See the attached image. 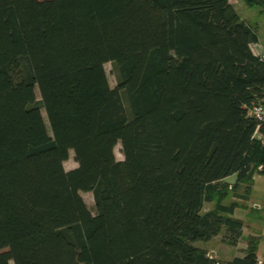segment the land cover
I'll use <instances>...</instances> for the list:
<instances>
[{
	"label": "trees",
	"instance_id": "obj_1",
	"mask_svg": "<svg viewBox=\"0 0 264 264\" xmlns=\"http://www.w3.org/2000/svg\"><path fill=\"white\" fill-rule=\"evenodd\" d=\"M257 43L231 0H0V264H259L193 244L264 176Z\"/></svg>",
	"mask_w": 264,
	"mask_h": 264
},
{
	"label": "rangeland",
	"instance_id": "obj_2",
	"mask_svg": "<svg viewBox=\"0 0 264 264\" xmlns=\"http://www.w3.org/2000/svg\"><path fill=\"white\" fill-rule=\"evenodd\" d=\"M238 12L241 18L245 19L253 26H257L259 46H261L264 50V9H262L260 6L249 7L240 5V7H238ZM261 53H263V51H261ZM105 69L109 78L110 85L112 87H116L117 76L113 64L106 63ZM115 155L118 160L123 159L120 144L116 145L115 147ZM64 165L67 170L73 169L77 166V162L74 159V153L72 151L70 152V156L64 163ZM246 186L244 185L240 189L243 194L248 192V194L246 195L247 198L244 200L241 199V201H239L240 206L236 208V212L232 216L240 219L243 222L246 236L255 234L258 236L257 243H259V241L261 242L260 249L264 252V176L256 173L253 176V181L249 190L248 188H246ZM240 189L238 191H240ZM235 193H230L225 203H231L233 200H236ZM81 194L90 210L94 211L95 204L93 194L90 192H82ZM255 202L256 206L258 207H250V204ZM213 207V202L206 203L203 211H208ZM221 240L225 241V237L222 234L210 241H196L193 244L196 246L204 247L208 252L214 254L217 258H219L222 255L224 256L225 249V246L222 245Z\"/></svg>",
	"mask_w": 264,
	"mask_h": 264
},
{
	"label": "crops",
	"instance_id": "obj_3",
	"mask_svg": "<svg viewBox=\"0 0 264 264\" xmlns=\"http://www.w3.org/2000/svg\"><path fill=\"white\" fill-rule=\"evenodd\" d=\"M231 3H232V5L234 6V8L237 11H238V7H240V5H245L244 0H231ZM245 6H247V5H245ZM260 47L261 46H259V43H257L256 47L254 46V49H257V50H261L262 49L261 51H264L263 48L262 47L260 48ZM235 180H236V176L235 175H232V176L227 178V181L230 182V183H234ZM242 194L243 193H242L241 189H240V191H237L235 193L236 200H233L232 202L241 201V198H239V197H242L241 196ZM238 195H240V196H238ZM252 205L256 206V202L255 203H251L250 207H252ZM235 212H236V210H235ZM235 212H234V214H235ZM220 234L223 235L224 234L223 231ZM219 235L215 236L214 238L218 237ZM250 236H254V237H256L258 239V236L256 234L255 235L246 236L245 229H244V226H243V235H242V237L240 238V240H239V242L237 244H231L226 238H225V241L221 240V243H222L223 246H225V249H224V256L222 255L219 258L222 259V260H231L234 257H243V256H245L246 249H247V246H248V238ZM214 238H212V239H214ZM260 246H261V242L259 241V243L257 244V252L256 253H257L258 259H264V252L260 249ZM201 248H204V247H201Z\"/></svg>",
	"mask_w": 264,
	"mask_h": 264
},
{
	"label": "built area",
	"instance_id": "obj_4",
	"mask_svg": "<svg viewBox=\"0 0 264 264\" xmlns=\"http://www.w3.org/2000/svg\"><path fill=\"white\" fill-rule=\"evenodd\" d=\"M262 57H264L263 54ZM249 114L258 122L264 121V97L260 101L251 104V107L249 108ZM258 263L264 264V259H258Z\"/></svg>",
	"mask_w": 264,
	"mask_h": 264
}]
</instances>
